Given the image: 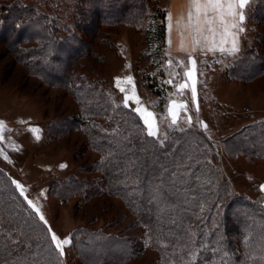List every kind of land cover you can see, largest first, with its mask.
I'll list each match as a JSON object with an SVG mask.
<instances>
[{"label": "trees", "instance_id": "16d2710c", "mask_svg": "<svg viewBox=\"0 0 264 264\" xmlns=\"http://www.w3.org/2000/svg\"><path fill=\"white\" fill-rule=\"evenodd\" d=\"M72 5V25L61 31L57 21L39 13L34 5L0 0V42L28 74L62 88L76 102L78 114L58 121L52 136L72 133L76 126L82 129L84 145L99 154L92 169L102 174L107 193L121 197L145 227L146 243L159 253L154 264H264V239L257 250L261 261L243 240L256 228L264 232V209L245 196L229 197L227 184L208 160L212 147L201 133L176 131L170 139L176 144L159 145L143 137L135 112L116 103L100 83L86 80L75 69L78 60L91 53L90 37H95L99 26L139 25L149 12L147 0H72ZM160 18L153 37L161 47L165 44L164 15ZM245 24L251 41L245 45L241 33V54L228 67L231 78L244 81L264 72V0L250 3ZM154 92L160 95L159 90ZM66 123L70 124L67 128ZM244 130L227 146L235 153L264 159V121ZM3 175L0 169V262L55 264L51 242L46 235L42 237L38 220L31 217L17 189ZM93 186V180L70 179L56 187L53 195L64 190L89 194ZM234 205L241 216L228 212ZM98 241L94 246L84 241V258L86 251L100 246ZM144 243L121 237L107 244L105 252L93 251L92 260L85 259L95 262L114 256L115 263H123L135 258Z\"/></svg>", "mask_w": 264, "mask_h": 264}, {"label": "rangeland", "instance_id": "374dc122", "mask_svg": "<svg viewBox=\"0 0 264 264\" xmlns=\"http://www.w3.org/2000/svg\"><path fill=\"white\" fill-rule=\"evenodd\" d=\"M23 1L34 5L48 19L57 21L61 31L72 25V0ZM166 1L147 0L149 12L139 25L99 26L95 37H90L91 53L80 58L75 69L86 80L100 83L116 103L134 111L142 124L143 137L148 136L159 145L165 142L176 144L177 141L170 140L174 132L187 129L200 132L212 147L208 160L213 163L219 179L227 184L229 197L245 196L264 209V191L260 189L264 184V159L235 153L227 146L245 133L246 126L264 121V72L245 81L228 75V67L241 54V46L234 54L207 56L174 55L167 51L165 44L158 46L153 33L160 16L164 15L165 19ZM251 2L253 0L248 3L245 16ZM242 27V39L246 38L245 45H248L251 40L245 20ZM261 46L264 52L263 44ZM189 56L195 61V102L192 100V81L184 75L193 67ZM126 77H131V83ZM181 83L189 85L182 92L178 89ZM133 90L139 104L132 99L126 105L125 96L132 95ZM154 90H159L160 95ZM171 101L185 105L182 109L173 105V111L177 113L175 124H172L168 111ZM140 106L154 114L156 136L148 135L147 125L141 114L135 111ZM77 114L76 102L62 88L50 87L39 77L28 74L0 42V116L11 141L8 151L11 158L8 155L5 159L0 154V169L33 213L31 217L38 220L40 225L35 223L42 231V237L46 235V241L51 242L56 257L54 263L154 264L159 253L146 243L145 227L138 223L121 197L107 193L102 174L92 169L99 154L84 145L82 129L76 126L72 133L52 136V129L58 121ZM69 126L66 123L65 127ZM255 139V144L259 145L258 134ZM70 179L93 180V193L70 194L64 190L53 195L56 187ZM29 200L40 209L47 223L29 205ZM235 206L238 207L231 206L228 212L231 215L234 212L233 216L239 212L241 216V210ZM238 223L241 229L242 221ZM255 230L243 238L252 255L258 250L260 240L264 239V232L259 228ZM52 233L60 239H70L71 243L63 246V255L52 243ZM121 237L145 242L135 258L123 263H115L114 256H104L95 262L86 260H92L93 251L105 252L107 244ZM95 240H99L100 246L89 253L86 251L85 259L82 254L84 241L94 246ZM237 242L235 238V246ZM259 251L253 257L261 261Z\"/></svg>", "mask_w": 264, "mask_h": 264}, {"label": "snow or ice", "instance_id": "6c2138e0", "mask_svg": "<svg viewBox=\"0 0 264 264\" xmlns=\"http://www.w3.org/2000/svg\"><path fill=\"white\" fill-rule=\"evenodd\" d=\"M250 2V0H190V5L192 8L195 9L196 18L195 22H193V13L192 11H189L188 19H189V26L192 27V30L194 33H199L203 35V31L205 29L203 28V25H208L209 27L206 29L207 31L212 32L213 36H216L217 31L214 29L212 24L215 20L219 21V26L223 27V33L222 38L219 42V44L216 43L215 40H213L208 47L209 51L215 50L217 47L219 48V51L226 52L228 54H234L239 51L238 43H237V33L231 31V29H238L239 32H243L244 28L241 27V22L245 20V15L242 11L238 12L237 9H244L245 6ZM209 13H213L214 16L210 17ZM201 16H203V21L201 22ZM230 16L232 17V20L229 22H225L224 17ZM179 23V21H178ZM205 40L208 39L207 36L203 37ZM228 38H230V47L225 48L224 44L229 42ZM200 41L198 39L193 40L194 46L196 44H199ZM195 50V47L193 48ZM189 62L193 65L192 68L185 71L184 75L192 81L191 85V91H192V100L195 102L196 99V89H195V76H194V65L195 61L191 59V56H189ZM119 79V78H117ZM128 83H131V77L125 78ZM168 83H171L172 81H167ZM119 86V84L117 85ZM189 85L187 83H181L178 85V89L182 92L184 89L188 88ZM120 91H124L123 88H120ZM135 99L137 104H139V98L135 96V92L133 90L132 95H126L125 96V104L127 105V102L129 100ZM173 105H175L176 108L182 109L185 107L183 104L177 105L175 101H171L169 105V115L172 117V124L176 123L177 120V113L173 111ZM138 113L141 114L145 125H147L148 135L149 136H156L157 135V127L154 120V114L151 112H147L142 106L137 107L135 109ZM190 122V118H189ZM2 123V122H0ZM5 159L7 157L5 156ZM61 167H64V165H61ZM13 183H16L15 181ZM18 189H21V185H16ZM261 191H264V184L260 186ZM29 205L35 209L38 215H40V219L47 223V221L44 220V216L40 214V209L36 207L35 204H33L32 201H28ZM49 232H51V229L49 228ZM52 243L55 244L56 249L60 250L61 255H63V246L68 245L71 243L70 239L64 238L60 239L56 236L55 233H52L51 236Z\"/></svg>", "mask_w": 264, "mask_h": 264}, {"label": "crops", "instance_id": "0c3cea01", "mask_svg": "<svg viewBox=\"0 0 264 264\" xmlns=\"http://www.w3.org/2000/svg\"><path fill=\"white\" fill-rule=\"evenodd\" d=\"M248 5V4H247ZM247 5L244 9H237L238 12L242 11L245 12ZM166 15H165V46L169 53L177 55V54H197L202 56L207 55H222V54H228L226 52L219 51V48L217 47L213 51H209L208 47L210 46L211 42L213 40L216 41L217 44H219L222 33H223V27L219 26V21L215 20L211 27L216 29L217 34L216 36L212 35V32L207 31L206 29L209 27L208 25H203V28L205 31H203V35L199 33H194L192 30V27L189 26V19L188 14L189 11H192L193 13V22H195L196 13L195 9L191 7L190 0H167L165 5ZM209 16H214L213 13H209ZM201 22L203 21V16H201ZM225 22H229L232 20V17L225 16L224 17ZM179 21V23H178ZM242 27V22H241ZM231 31L236 32L237 36V43L238 48L240 49L241 46V32L238 31V29H231ZM207 36L208 39L205 40L203 37ZM198 39L200 41L199 44H196L194 46L193 40ZM229 42L224 44V47H230V38H228ZM195 47V50L193 48ZM0 122H1V116H0ZM6 128V127H5ZM0 123V154L5 157L8 156L9 153V131L8 129H5ZM5 131V132H3ZM4 141V143H3ZM9 158L11 156L9 155Z\"/></svg>", "mask_w": 264, "mask_h": 264}]
</instances>
